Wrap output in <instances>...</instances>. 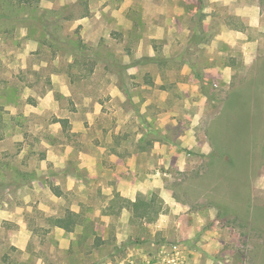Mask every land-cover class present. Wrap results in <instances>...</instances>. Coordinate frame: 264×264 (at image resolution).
I'll return each mask as SVG.
<instances>
[{"label":"rangeland","instance_id":"obj_1","mask_svg":"<svg viewBox=\"0 0 264 264\" xmlns=\"http://www.w3.org/2000/svg\"><path fill=\"white\" fill-rule=\"evenodd\" d=\"M0 264H264V0H0Z\"/></svg>","mask_w":264,"mask_h":264},{"label":"trees","instance_id":"obj_2","mask_svg":"<svg viewBox=\"0 0 264 264\" xmlns=\"http://www.w3.org/2000/svg\"><path fill=\"white\" fill-rule=\"evenodd\" d=\"M78 217V214L72 212V211H65L63 216L57 217L54 225L58 228L63 229L66 232H71L76 225V218Z\"/></svg>","mask_w":264,"mask_h":264},{"label":"crops","instance_id":"obj_3","mask_svg":"<svg viewBox=\"0 0 264 264\" xmlns=\"http://www.w3.org/2000/svg\"><path fill=\"white\" fill-rule=\"evenodd\" d=\"M133 194V193H132ZM121 196L122 197H126V198H128L129 200H131L132 202L134 201V197H132V195H131V191L129 190L128 192H126V191H123L122 193H121Z\"/></svg>","mask_w":264,"mask_h":264}]
</instances>
